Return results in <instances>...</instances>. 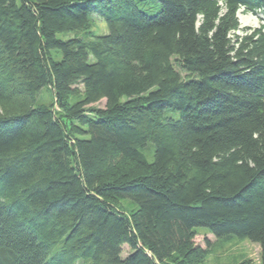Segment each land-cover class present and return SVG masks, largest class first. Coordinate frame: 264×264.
Returning <instances> with one entry per match:
<instances>
[{
    "label": "trees",
    "instance_id": "trees-1",
    "mask_svg": "<svg viewBox=\"0 0 264 264\" xmlns=\"http://www.w3.org/2000/svg\"><path fill=\"white\" fill-rule=\"evenodd\" d=\"M199 227L264 264V0H0V264H196Z\"/></svg>",
    "mask_w": 264,
    "mask_h": 264
},
{
    "label": "rangeland",
    "instance_id": "rangeland-1",
    "mask_svg": "<svg viewBox=\"0 0 264 264\" xmlns=\"http://www.w3.org/2000/svg\"><path fill=\"white\" fill-rule=\"evenodd\" d=\"M237 17L241 28L238 33L244 32L242 28H258L262 22V14L260 12L256 14L245 12L242 8L238 10ZM94 20L98 29L104 32V24L99 19L94 18ZM77 89L80 94L82 89L80 87ZM42 92L45 93L46 89L43 88ZM94 105L103 107L104 101L100 100ZM120 205L127 211L134 207V204L126 199L121 200ZM193 242L200 250H205L204 256L199 258L195 262L196 264H256L259 260L260 247L249 239L240 240L234 236L226 240L217 239L210 232H207L205 228L199 227L193 236ZM126 252H128V247L123 245L121 253L126 255Z\"/></svg>",
    "mask_w": 264,
    "mask_h": 264
}]
</instances>
